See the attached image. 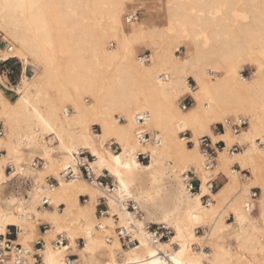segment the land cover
<instances>
[{"label": "bare ground", "instance_id": "obj_1", "mask_svg": "<svg viewBox=\"0 0 264 264\" xmlns=\"http://www.w3.org/2000/svg\"><path fill=\"white\" fill-rule=\"evenodd\" d=\"M135 1L0 0V41L11 45L0 48V60L21 64L14 86L0 74V237L16 228L23 250L18 264H32L36 237L44 241V264H264V0H167L164 30L139 18L127 21L135 12L126 4ZM142 44L154 52L148 63L134 51ZM182 46L190 48L183 58L175 55ZM244 66L255 69L244 77ZM186 94L192 104L183 109L176 103ZM144 114L148 119L138 126L136 117ZM238 118L247 120L238 134L213 132L214 124ZM140 129L158 140L139 143ZM187 132L190 137L180 136ZM199 135L226 144L211 168ZM111 141L119 152L108 149ZM234 144L241 150L231 153ZM79 151L92 155L95 176L107 174L113 191L60 178ZM35 155L40 158L31 160ZM35 159L45 161L43 169L32 168ZM189 173L199 181L196 193L187 190ZM221 173L226 182L212 192ZM49 177L58 181L51 190ZM22 179L30 185L16 197L13 185ZM253 189L260 190L257 201ZM101 197L118 223L96 215ZM156 200L168 206L160 210ZM128 201L139 217L128 213ZM151 224L171 236L153 244ZM128 225L138 244L124 248L115 230ZM227 232L233 249L224 244ZM58 235L67 248L52 247ZM78 239L84 241L79 248ZM73 249L78 258L68 261ZM4 264H17L16 258Z\"/></svg>", "mask_w": 264, "mask_h": 264}, {"label": "built area", "instance_id": "obj_2", "mask_svg": "<svg viewBox=\"0 0 264 264\" xmlns=\"http://www.w3.org/2000/svg\"><path fill=\"white\" fill-rule=\"evenodd\" d=\"M138 14L132 13L127 16V21H136L138 19ZM8 50L10 48L8 47ZM12 59L8 61H1L0 60V65L2 66V70L0 72L1 76L3 78L8 77L10 75L14 74V71L5 64ZM138 61L141 63H148L149 62V55L148 54H142L138 56ZM242 76L244 75L243 72L241 73ZM190 104L187 101V98L184 99L181 103L180 106L181 108L185 109L188 107ZM120 122H123L124 120L121 117H117ZM147 115H140L136 117V124L138 126L144 125V123L147 120ZM247 127V120L244 118H238L235 120L231 119H225L221 123L214 124L212 126V130L214 133H221L224 132L226 129H228L230 132L234 134H238L242 129ZM96 132L97 130L94 129ZM4 130H3V123L0 121V136H3ZM158 136L155 133H149L145 132L142 129H140L138 132H136V139L138 140L139 143L141 144H149L153 143L158 140ZM199 143V149L201 151V154L204 159L205 166L207 168L213 167L215 164L216 160V153L217 151H222L226 148V144L223 141H215L213 142L208 136H202L198 140ZM108 149L113 152L117 153L120 151V148L118 145L115 144L114 141H111L107 145ZM241 150V147L238 144L232 145L228 151L233 153V152H238ZM2 155V152H0V156ZM76 160L74 164V168L72 167H67L63 169V171L60 174V178L64 181H70L73 179L77 178H83L86 181H88L90 184H94V186L102 188L107 190L108 192H111L114 190V184L111 180V178L107 174H100L95 176L92 168H91V162L93 161L92 155H90L87 152L84 151H79L78 154H74ZM137 159L140 160L141 162L146 161V156L139 154L137 156ZM45 166V161H42L40 159H35L32 162V168L34 169H43ZM13 170L12 165H7L5 168V172L7 174H10ZM198 183L195 181V177L193 176L192 173H189V177L186 179V187L187 190L191 193H196L199 187V181L196 179ZM21 186L26 189L29 188L30 182L28 179H22L20 180ZM46 184L48 188L51 190L58 184V181L54 178H47ZM252 198H255V194L252 195ZM84 197H81V200L84 201ZM42 205L45 207H49V202L47 199H44L42 201ZM126 210L132 217H139L140 214L138 213V208L132 201L126 202ZM58 209H62V205L58 206ZM96 215L99 218H104L111 216L114 223H118L119 217L115 214L110 215L109 213V206H108V200L107 197H101L98 200V203L96 205ZM47 225L42 224L40 225L41 231L43 233L46 232ZM9 231L6 235L3 237H0V264H4L6 261H8L11 257L16 258L17 264L22 261L23 258V250L22 246L17 244L16 242V228L10 227ZM146 230L149 234V238L153 244H157L160 241H164L168 239V236L170 234V231L166 229L163 225H147ZM116 236L120 240L122 247L124 248H131L135 247L138 244V240L135 238L132 230L130 229L129 225L128 226H117L116 227ZM77 248L83 246L84 241L83 239H78L77 241ZM52 247L54 249H62V248H67L68 247V240L66 237L62 235H58L55 240L52 241L51 243ZM44 248V241L42 239L36 241L33 245V252H32V264H44L42 260V250ZM68 261L69 260H74L75 255L69 254L67 256Z\"/></svg>", "mask_w": 264, "mask_h": 264}, {"label": "rangeland", "instance_id": "obj_3", "mask_svg": "<svg viewBox=\"0 0 264 264\" xmlns=\"http://www.w3.org/2000/svg\"><path fill=\"white\" fill-rule=\"evenodd\" d=\"M166 2H167V0L166 1L165 0H136L135 2H133L131 4L127 3L126 4V9L127 10L132 9L135 13L138 14V17H139L138 22H145L146 26L157 25V27L160 30H164L165 29L164 27L166 25V20H165V12H166L165 11V9H166L165 6H166ZM124 29L128 30L125 27H124ZM8 46H11L8 42L0 41V48L6 49ZM134 51H135V54L138 55V56L142 55V54L151 55L152 53H154L151 49L146 48L143 44L140 45V46H135L134 47ZM189 51H190L189 47L183 48V46H182V48H180V52H175V55L183 58V57H185L188 54ZM5 66H7L8 68L12 69L14 71V74L10 75L8 77H5V78H2L1 76L0 77L3 80V82L8 84L9 86H14L18 82V80L20 78L21 64L16 59H12L11 61L7 62L5 64ZM253 69H255V68L254 67H249V66H244V68H243V70H244L243 74L244 75L243 76L244 77L249 76L250 70H253ZM1 70H2V66L0 65V72H1ZM32 74H33V71L30 68H28L27 75L31 76ZM188 84L191 85L190 87H192V88L195 87V84H194V82L192 81L191 78L188 79ZM0 88L2 89V87H0ZM3 91H4V93L7 95V97L9 99L11 98L10 100H14L16 98V95L13 92H10V91L5 90V89H3ZM186 98H187V101L189 102V104L191 105L192 101L189 98V95L186 94V95H184L183 97H181L178 100V102L176 103L177 106H179V103H181ZM85 100L89 101L90 99H89V97H85ZM233 116H240V115H233ZM115 117H120V116L116 115ZM224 117H227V116H224ZM224 117H222V118H224ZM94 129L97 130L96 132H99V128L98 127L93 126V130ZM202 135H204V134H202ZM202 135H199L198 137H201ZM180 136L181 137H184V136L190 137L191 135H190V132H187L186 135L180 134ZM107 140H105V141H107ZM188 146H190V145H188ZM34 158H40V156L39 155H35V156H33V158H31V160H33ZM147 161L148 160H146L144 163H146ZM234 168L236 170H239V168L237 166H234ZM222 174L223 173H221V175H215L214 174L215 175V179L212 182V184H213L212 192L217 191V189H219V187H221V185L224 182H226V178ZM243 174H246L247 178L250 177V173H248L247 171L243 172ZM16 180H18V179H16ZM195 181H196V183H198L196 178H195ZM20 186H21L20 185V181H15V185H13V188H14V192H15L16 197H22L23 195L26 194V192L28 190V189H24L22 186L21 187ZM166 186H168V188L170 190L172 189V184L171 183L166 184ZM252 192L256 194V198H254V199H256V201H257V199L260 197V190L259 189H253ZM248 196L249 195H247V197ZM203 201H204L203 204L205 205V199ZM155 204H157V205L159 204L158 208L160 210H162L164 207L168 206V202H166V201H162L161 203H159V201L156 200ZM254 211H255V213H257L256 210H254ZM157 218H158L157 215H154V216L151 217V219L153 221H157L158 220ZM227 222L230 224V223L233 222V220L229 219ZM41 224H44V223H41ZM40 230H41V228H40ZM205 230H207V228L204 229L203 231L201 229H198L199 235H202ZM10 231L12 232L11 229H10ZM170 236L171 235H169V237ZM37 239H38V237L34 238V241L36 242ZM232 241H233V235H231V234H229L227 232L226 239L224 240L225 246L230 247L231 249H233V242ZM197 249H198V246H194L193 247V250L197 251ZM206 251H208V249H206ZM75 252H76L75 249H73V251H71L70 254L75 255V258L77 259L78 257H77Z\"/></svg>", "mask_w": 264, "mask_h": 264}, {"label": "snow or ice", "instance_id": "obj_4", "mask_svg": "<svg viewBox=\"0 0 264 264\" xmlns=\"http://www.w3.org/2000/svg\"><path fill=\"white\" fill-rule=\"evenodd\" d=\"M115 160H116V163L119 165L120 164V157L119 156L115 157ZM125 167H127V165H125ZM176 264H181V261L177 260Z\"/></svg>", "mask_w": 264, "mask_h": 264}]
</instances>
